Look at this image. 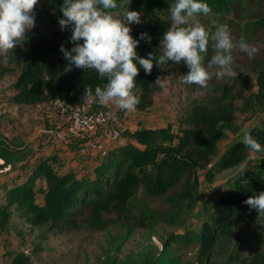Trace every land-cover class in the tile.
Listing matches in <instances>:
<instances>
[{"label":"trees","instance_id":"trees-1","mask_svg":"<svg viewBox=\"0 0 264 264\" xmlns=\"http://www.w3.org/2000/svg\"><path fill=\"white\" fill-rule=\"evenodd\" d=\"M236 1L208 0V3L212 9L230 10ZM42 2L41 14L51 22H58L63 0ZM172 2L124 0L125 9L129 5L130 9L142 13L141 22L132 23L133 36L141 32L151 35V40L145 37L137 45L140 55L146 56L149 51L161 53L162 36L170 26L168 7ZM254 23L264 26V16ZM62 43L71 48L73 42L67 34L59 32L49 43L21 39L9 50L21 63L13 100L47 107L54 112L55 99L75 103L85 97L86 85L93 89L97 84L103 85L105 79L95 69L72 67L65 70L67 60L60 50ZM175 66L183 72L189 70L183 59L179 63L169 61L160 65L154 58L150 73L140 68L135 86L140 100L135 108L144 110L152 106L153 94L162 89L153 81L157 76L163 78L171 73ZM255 70L256 89L248 92L246 88V96L235 82L223 84L205 99L194 101L183 109L177 126L169 122L134 129L127 141L110 143L103 151L90 150L82 154L90 155L93 160L80 169L58 168L54 165L57 155L53 152L42 155L41 147L24 149L0 135V158L3 160L0 163V230L9 231L17 216L33 225L51 222L57 227L74 224L76 217L84 213H89L90 217L112 208L124 214L129 212L131 201L140 190L150 195L166 194L169 201L179 202L198 188L200 170H204L205 178L213 182L216 173L234 168L233 175L223 182L217 181L212 187L213 211L203 219L198 231H174L160 237V247L156 245L140 257L119 260L113 256L102 264H181L177 248L194 242L198 244L196 264H217L215 249L227 241H234L237 251L260 245L246 256H238L239 252L234 251L239 260L236 264H264V222L262 227L245 232L259 214L242 203L253 191L264 190V154H251L241 139H237L224 147L214 160L223 136L222 125L229 124L239 110L249 112L257 107L264 110L263 59L256 64ZM237 99H241L240 104L236 103ZM55 127L53 123L52 128ZM251 134L264 145V127L253 128ZM87 137L72 139L79 148ZM6 166L9 169L1 171ZM11 264L32 262L25 252H16Z\"/></svg>","mask_w":264,"mask_h":264},{"label":"rangeland","instance_id":"rangeland-1","mask_svg":"<svg viewBox=\"0 0 264 264\" xmlns=\"http://www.w3.org/2000/svg\"><path fill=\"white\" fill-rule=\"evenodd\" d=\"M42 8L43 2L39 0L36 6L37 22L22 39L32 38L45 44L51 42L59 32L70 37L71 25L61 29L58 22H51L41 14ZM262 16L264 0H237L230 10L212 9L210 14L197 15V22L210 26L213 30L217 24L226 23L237 40L243 37L254 44L257 51L249 56L246 51L234 49V70L237 76L216 78L214 75L206 87L183 82L182 77L186 71L175 66L171 73L164 75L167 86L153 94L154 102L150 108L124 111L114 106L108 127H119L120 137L116 141L102 133L104 145H108L111 140L115 143L127 141L130 139V131L143 126L165 125L169 122L177 126L183 109L194 101L205 99L223 84L235 82L245 96L249 91L255 90V66L261 59L264 60V26H258L254 21ZM214 51L209 47L205 62ZM215 67L213 66V70ZM20 69L21 63L13 52L7 53L6 60L0 57V135L14 144L24 146V149L41 147L42 155L53 152L57 155L54 165L58 168L80 169L89 164L92 157L82 156L72 137L59 143L53 141V112L47 107L13 100L14 83ZM236 103L240 104L241 99H237ZM48 114L49 122L46 120ZM258 127H264V110L257 107L249 112L237 111L229 124L222 125L223 136L214 160L232 140L242 139L245 130L251 133L253 128ZM250 153L264 154L253 151ZM235 172L234 168L218 172L211 182L205 178L204 170H200L199 186L185 200L171 202L166 194L150 195L140 190L131 201L129 212L123 214L111 208L98 215L91 214L90 217L89 213H84L78 215L72 225L66 223L55 227L51 222L33 225L17 216L9 231L0 230V264H11L16 252L28 254L32 264H102L113 256H117L119 260L140 257L143 252L153 250L156 245L160 247L161 236L165 237L179 230L198 231L203 219L213 211L210 198L212 187L217 181L223 182ZM263 222L264 216H259L245 232L262 227ZM259 247L260 245L254 248L249 246L237 251L238 248L234 249V241H227L216 247L215 259L217 264H236L239 260L235 258L234 251L239 252L238 256H246ZM197 250L196 242L177 248L181 264H196Z\"/></svg>","mask_w":264,"mask_h":264},{"label":"clouds","instance_id":"clouds-1","mask_svg":"<svg viewBox=\"0 0 264 264\" xmlns=\"http://www.w3.org/2000/svg\"><path fill=\"white\" fill-rule=\"evenodd\" d=\"M38 3L39 0H0V57L6 60L9 50L36 24ZM123 3L124 0H63L60 6L61 29L72 27L71 48L60 45L67 60L65 70L95 69L105 82L94 89L86 85L85 98H95L101 105L132 111L140 100L135 91L136 76L141 67L150 73L154 58L160 65L183 59L189 70L182 81L206 87L214 75L216 78L237 76L234 49L246 51L249 56L257 51L243 37L237 40L226 23L217 24L213 30L197 22L198 14L212 12L208 0H173L168 7L170 26L163 33L161 53L149 51L142 56L137 45L145 37L151 40V35L141 32L133 36L132 23L141 22V13L129 5L125 9ZM209 47L215 51L205 62ZM213 66H216L214 70ZM153 82L162 89L167 86L166 78L160 76ZM241 142L253 152L264 153V145L248 130L244 131ZM242 203L264 216V190L253 191Z\"/></svg>","mask_w":264,"mask_h":264},{"label":"built area","instance_id":"built-area-1","mask_svg":"<svg viewBox=\"0 0 264 264\" xmlns=\"http://www.w3.org/2000/svg\"><path fill=\"white\" fill-rule=\"evenodd\" d=\"M97 104V105H96ZM53 116L56 127L53 128L52 137L55 143L61 140L85 137L79 144L80 154H86L90 150L103 151L105 145L96 136L100 133L112 139L120 137L117 127H108L109 120L113 116L114 106L101 105L95 98H81L75 103H65L61 99L53 101ZM99 132V133H98Z\"/></svg>","mask_w":264,"mask_h":264},{"label":"crops","instance_id":"crops-1","mask_svg":"<svg viewBox=\"0 0 264 264\" xmlns=\"http://www.w3.org/2000/svg\"><path fill=\"white\" fill-rule=\"evenodd\" d=\"M97 137H98V138H103L104 136H103L102 134H98ZM108 143L110 144V143H115V142L111 140V141L108 142ZM2 161H3V160L0 158V163H1ZM7 167H8V166L4 167V169H5V168H6V169H5V170L2 169L1 171H6L7 169H9V167H8V168H7Z\"/></svg>","mask_w":264,"mask_h":264}]
</instances>
